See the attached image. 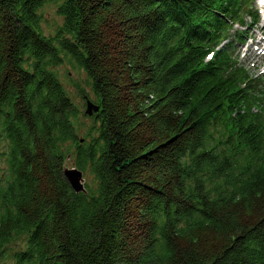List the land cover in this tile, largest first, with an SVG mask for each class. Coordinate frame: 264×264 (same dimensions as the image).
<instances>
[{
  "label": "trees",
  "instance_id": "1",
  "mask_svg": "<svg viewBox=\"0 0 264 264\" xmlns=\"http://www.w3.org/2000/svg\"><path fill=\"white\" fill-rule=\"evenodd\" d=\"M255 2L0 0V264H264Z\"/></svg>",
  "mask_w": 264,
  "mask_h": 264
},
{
  "label": "rangeland",
  "instance_id": "2",
  "mask_svg": "<svg viewBox=\"0 0 264 264\" xmlns=\"http://www.w3.org/2000/svg\"><path fill=\"white\" fill-rule=\"evenodd\" d=\"M256 8L259 9L261 20L258 25L251 27L247 32L244 33V43H238L235 48V56H239L238 63L248 70L252 75L264 77V5L261 2H255ZM62 19L56 13L54 6L46 7L43 10V21L42 27L46 32H52L61 24ZM235 27H238L235 25ZM61 79L65 84L69 93L73 96L75 102L82 107V100L78 96L77 86L89 90L85 76L82 73H77L71 67L62 66L59 69ZM68 75L69 78H66ZM264 87V83L262 84ZM88 123V121H87ZM74 168L72 162L69 161L65 167L66 170ZM84 183L91 182L92 178L90 174H84Z\"/></svg>",
  "mask_w": 264,
  "mask_h": 264
},
{
  "label": "water",
  "instance_id": "3",
  "mask_svg": "<svg viewBox=\"0 0 264 264\" xmlns=\"http://www.w3.org/2000/svg\"><path fill=\"white\" fill-rule=\"evenodd\" d=\"M98 107L89 103L87 106V115L92 116L94 112L98 111ZM66 178L70 182L72 188L75 190V192H85V185H84V178L83 173L79 171L78 169H71L65 171ZM70 176V177H69Z\"/></svg>",
  "mask_w": 264,
  "mask_h": 264
},
{
  "label": "bare ground",
  "instance_id": "4",
  "mask_svg": "<svg viewBox=\"0 0 264 264\" xmlns=\"http://www.w3.org/2000/svg\"><path fill=\"white\" fill-rule=\"evenodd\" d=\"M70 177V176H69ZM66 179H68V178H66ZM69 182V181H68ZM70 183V182H69Z\"/></svg>",
  "mask_w": 264,
  "mask_h": 264
},
{
  "label": "snow or ice",
  "instance_id": "5",
  "mask_svg": "<svg viewBox=\"0 0 264 264\" xmlns=\"http://www.w3.org/2000/svg\"><path fill=\"white\" fill-rule=\"evenodd\" d=\"M209 58H211V57H209Z\"/></svg>",
  "mask_w": 264,
  "mask_h": 264
}]
</instances>
